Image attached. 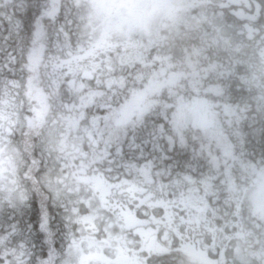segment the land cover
<instances>
[{"label":"trees","instance_id":"1","mask_svg":"<svg viewBox=\"0 0 264 264\" xmlns=\"http://www.w3.org/2000/svg\"><path fill=\"white\" fill-rule=\"evenodd\" d=\"M50 3L56 5L55 11H61V5L69 6L70 15L63 21L66 31L62 32L60 39L43 45L31 55L23 82L9 81L5 84L0 80V105L9 109L8 112H0V119L16 116L21 105L25 108L31 106V115L24 122L28 132L43 140L45 130L54 128L53 143L61 147L59 160L71 165L84 153L87 145L83 136L86 130L92 131L95 121L89 122L91 127L82 125L83 108L95 104L113 86L122 107L131 90H144L147 83L160 73V68L167 67L172 72L180 73V88L172 94H166L168 92L164 89L148 97L144 105L132 114V122L125 127L123 136L108 146H118L127 136L133 145L137 138L157 145L164 142L169 146L175 144L190 158L188 171L175 181L178 194L172 200L150 201L153 204L159 202L158 214L169 207L167 211L176 216L178 237H171L169 232L168 238L174 240L177 264H189L182 256L181 244L184 245L185 241H191L190 244L201 249L215 245L209 239L207 244L203 241L205 228L199 230L196 222L188 224V218L193 217L199 209L204 213L201 216L208 219V233L210 238L216 237L214 241L219 245L217 247L221 248L223 240H229L225 264H234L230 250L236 242H240V245L243 243L242 247L248 250L252 257L250 264H264V222L253 214L248 197L258 173L264 168V159L259 156L250 158L251 154L243 146L245 126L264 119V0H249L248 7H240L245 15L255 16L254 6L257 5L259 15L255 21L239 19L235 14L237 10L227 6L224 37L221 40L208 37L205 31L209 27L194 19L188 22V32L194 39L192 42L184 38L176 43L175 35L167 26L162 32L164 39L161 38V42L151 50L133 49L132 42L117 46L118 49L114 50L91 48L90 52L86 51L90 56L82 55L76 49L78 44L86 42L87 35L83 36L81 30L85 21V3L78 4L75 0H50ZM212 25L217 28V19ZM9 29L8 22L0 18V37H7L9 44H12L16 30L11 28L10 33ZM2 46L3 41L0 40ZM95 50L99 55L92 57ZM104 56L109 58V63ZM126 58L128 62L125 65L116 61ZM65 62L71 63L72 72L78 68L88 69L86 75L91 77L81 78L86 89L74 96L79 100V115L68 104L72 96L68 95L64 77L61 78ZM73 80L71 88L76 82ZM195 98L212 105L214 118L219 125L214 138L190 124L175 127L178 103L187 105ZM108 99L111 100L112 96L109 95ZM16 106L19 108L16 109ZM66 149L71 150L72 154H67L68 159L64 160ZM77 150L80 154L73 157ZM22 159L21 172L25 163ZM154 210L157 211L155 207ZM150 213L148 209L147 214ZM22 221L31 228L29 213L22 217ZM238 228L241 237H234ZM218 248L208 249V257L218 254Z\"/></svg>","mask_w":264,"mask_h":264},{"label":"snow or ice","instance_id":"2","mask_svg":"<svg viewBox=\"0 0 264 264\" xmlns=\"http://www.w3.org/2000/svg\"><path fill=\"white\" fill-rule=\"evenodd\" d=\"M68 7L61 5V11H55L50 0H0V18L10 25V33L11 28L16 30L12 44L0 37V80L7 84L26 79L31 55L66 31L63 21L70 15ZM61 75L65 84L73 80L66 70ZM118 95L113 86L95 104L83 108L82 125L91 127L89 122L96 120L101 127H113L120 120ZM68 104L79 115L78 98L72 97ZM8 111L0 105V112ZM30 115L31 106L21 105L16 116L0 119V149L15 148L25 161L17 173L20 179L0 177V218H11L0 224V264H75L71 241L86 234L89 218L99 229L97 237L106 235V229L119 231L115 224L125 211L145 218L144 199L172 200L178 194L175 181L191 165L175 144L157 145L137 138L133 145L127 136L118 146L99 144L94 151L86 147L68 165L54 158L39 136L28 132L24 122ZM243 146L250 158L264 159V119L245 126ZM86 178L103 180L107 193L84 182ZM29 210L33 212L31 228L22 221ZM109 224L113 225L110 229ZM170 256L161 251L148 260L174 264Z\"/></svg>","mask_w":264,"mask_h":264},{"label":"rangeland","instance_id":"3","mask_svg":"<svg viewBox=\"0 0 264 264\" xmlns=\"http://www.w3.org/2000/svg\"><path fill=\"white\" fill-rule=\"evenodd\" d=\"M78 4L84 2L85 5L83 9V14L85 15V21L81 30H83V36H86L85 44H78L76 49L82 55L90 56L86 51L90 52L91 48L97 49L98 47H103L106 45L112 44L113 40L118 41V43H134L133 49H141L143 51L151 50V48L157 43L161 42L162 32L165 31L164 22H159V18L161 16H166L165 18H169V3L179 2L181 0H168L165 9L161 7L163 5V1L159 0V3L147 4L145 0H117L114 5H111L112 0H75ZM144 1V2H142ZM163 8V9H161ZM134 13H138L140 17V23L136 21L132 15ZM226 33V31H225ZM223 34V33H222ZM224 37V35H221ZM57 47L61 50V47ZM98 52V50H96ZM107 56H104V60H107V63L110 62ZM118 64L125 65L128 61L127 58L123 60L117 59ZM134 60L133 62H135ZM117 63V62H116ZM71 63H64L65 69L68 73L73 75V79L76 76H79L80 79H75L76 82L71 88L73 81L65 84L66 88H68L69 96H76L79 92L86 89L84 83L81 82V78L85 77L90 79V75H86L88 69H76L75 72H72V68L70 69ZM160 71V73H159ZM158 71V75H156L147 86H145L144 90L133 89L130 92L129 98L127 102H125L122 107H119L118 111L120 113V120L114 123L113 127H101L98 121L93 122L92 131L86 130L83 137H85L86 145L89 151H94L99 144L110 145L115 139L123 136V132L125 127L129 126L132 122V114L136 112V110L144 105V102L150 96H155L161 93L164 89L167 90L168 93L175 92V90L179 89L178 83L181 79L180 73L172 72L167 69V67L160 68ZM64 76L62 75L61 78ZM36 83V80H35ZM16 109L19 107H15ZM176 115H175V127L180 128L185 124H190L193 128L199 129L202 132L206 133L208 137L214 138L219 130V125L216 122L212 105L208 104L207 101L201 99L197 100L193 99L187 105H183L178 103L176 106ZM12 116V115H11ZM53 130L54 128L49 127L45 130L44 139L42 141L45 142L46 148L52 152V155L56 159H60L61 155V147L53 143ZM95 133V135H93ZM66 155L63 156V159H68L67 154L71 155L72 151L69 149L64 150ZM80 152L77 150L73 153V157H77ZM83 154V153H82ZM81 154V155H82ZM80 155V156H81ZM79 156V157H80ZM60 157V158H59ZM23 166V159L18 150L15 148H5L0 149V177L16 178L17 168H19V172L21 171ZM8 172V174H7ZM7 174V175H6ZM103 191L107 193V185L103 183ZM100 187V186H99ZM175 187L177 188L176 184ZM102 190V187H100ZM249 201L251 208L253 210V214L256 215L260 220L264 222V168L258 173L253 186L251 187L248 193ZM199 199L198 201H200ZM198 210V209H197ZM200 209L196 211L194 217L196 219V223L198 229L201 227L206 229V235L204 238L205 244L207 241H213L215 245H210V247H206L205 250L217 249L219 246L217 242L214 240L216 237H211L208 233L210 228L208 219L205 216H201ZM92 222L91 218L88 219V223ZM117 224V223H116ZM200 224V225H198ZM113 227V225H111ZM110 228V227H109ZM116 228L119 230L115 233H109L114 235H122L126 236L127 227L124 225L123 220L119 224H117ZM240 228H238V232L235 233L234 237H241ZM125 234V235H124ZM214 234V231H213ZM128 241V239H127ZM229 240H223L224 242L220 245L221 248H218L220 251L218 254L214 253L215 256L209 258L208 251L207 256L203 253L201 249L196 248V246L190 244L188 241L184 244H189L190 248L183 249L182 256L183 258L189 262V264H225V253L226 248L230 247L227 243ZM72 248V256L75 261V264L81 263L80 254L82 253L79 249L78 240L71 241ZM243 243L240 245V242L234 243L233 247L230 250L231 259L234 264H250L252 257L249 254L247 249H244ZM245 253H244V251ZM67 251V250H66ZM253 255V253H252ZM251 259V260H250ZM184 263H186L184 261Z\"/></svg>","mask_w":264,"mask_h":264},{"label":"flooded vegetation","instance_id":"4","mask_svg":"<svg viewBox=\"0 0 264 264\" xmlns=\"http://www.w3.org/2000/svg\"><path fill=\"white\" fill-rule=\"evenodd\" d=\"M116 1L117 0H112L111 5H114ZM162 1L164 4L161 5V7L165 9L168 0ZM129 2L132 1L129 0ZM145 2L151 5L152 3H159V0H145ZM249 4V1L248 4L240 3L237 6H232L227 0H181L179 2L169 3V18H165L166 16H161L159 18V22H164L166 27L170 26V29L175 35L174 39L176 43L182 42L184 38L191 42L194 41V39L190 37L191 33L188 32V22L193 21L194 19H196V21L199 23L203 22L210 28H206L205 31L208 37H217L221 40L223 39L221 35H224L225 29L226 7L231 6L235 8L237 11L234 12L236 15H238L239 12L243 13V11L240 9L241 5L248 7ZM200 11L202 12L201 14L199 13ZM254 14L255 16H248L245 14L244 16L246 19L253 17L254 19L251 21H255L256 17L259 15V8L257 5L254 6ZM132 17H134L138 23L141 22L138 13H134ZM214 19H217L216 29L215 26L212 25ZM210 20L213 22L210 23ZM120 45L123 44L117 43L116 40H113L112 44L106 45L104 48L105 50H114L115 47ZM96 55H99L96 50L92 51L91 56L96 57ZM17 173L18 172H16V179H20ZM97 180L98 178H86L84 182L91 183L95 189L105 193L103 191V180ZM99 186L102 187V190ZM150 201L151 199L148 197H146L143 201L144 204L147 205V210L149 209L151 212L150 214H147L145 218H137L134 213L128 211L123 212L121 216L118 217L116 223L119 224L123 220L124 225L127 227V231L125 232L126 236L124 237L122 235L109 234L113 232L107 229L105 230L106 235L101 234L99 237H97V232L99 231L98 227L94 226L93 222L91 221L90 223L87 222L89 229L86 230L85 235L77 239L79 249L82 252L80 254L81 263L79 262V264H150L148 257L161 251L171 253L170 260L173 261L174 264H177L175 253L176 246L173 244L174 240H170L168 238L169 232L172 234L171 237H178L175 226L176 216L173 212L167 211L169 210V207H167V210L162 214H158L159 202L153 204ZM173 204H175V201H173ZM154 207L157 209V211L154 210ZM28 213L31 218L32 227L33 212L29 210L23 216L28 215ZM9 219L11 218H0V224H6ZM19 219L21 218H18V220ZM194 222H196L194 215L193 217L191 216V218H188L189 225ZM117 224H115V227ZM109 227L112 228L111 224H109ZM185 242L187 243V241ZM181 247L183 249L186 247L187 249L190 248V251H192V248L189 246V244H186L185 246L181 244ZM198 249L201 248L199 247ZM201 250L207 256L205 247Z\"/></svg>","mask_w":264,"mask_h":264},{"label":"water","instance_id":"5","mask_svg":"<svg viewBox=\"0 0 264 264\" xmlns=\"http://www.w3.org/2000/svg\"><path fill=\"white\" fill-rule=\"evenodd\" d=\"M231 5L237 6L238 4L243 3V4H248V0H227ZM238 17L245 19L246 17L242 13H238ZM250 19H254L253 17Z\"/></svg>","mask_w":264,"mask_h":264}]
</instances>
